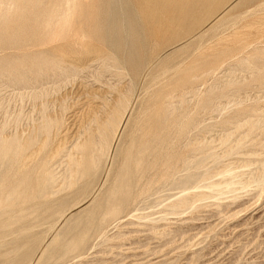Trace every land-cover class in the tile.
<instances>
[{"label": "rangeland", "instance_id": "1", "mask_svg": "<svg viewBox=\"0 0 264 264\" xmlns=\"http://www.w3.org/2000/svg\"><path fill=\"white\" fill-rule=\"evenodd\" d=\"M23 1L21 14L4 12V23L0 21L4 43L0 46V141L29 138L54 124L46 138L47 149L28 169L34 170L52 154L47 167L54 178L48 186L53 196L48 202L68 198L69 204L62 218L26 224L23 235L15 232L18 227L0 231V264L28 251L19 264H264V0H252L226 12L219 23L202 26L205 31L200 27L154 50L151 46L161 42L160 35H148L135 0H115L117 12L124 11L129 19L138 14L137 31L127 39L134 26L128 20L119 34L96 30L102 17L99 0H76L75 10L69 12L73 21L69 14L64 20L63 14L71 9L70 5L62 13L65 0H26V5ZM50 19L55 24L47 27V34L45 22L51 24ZM124 39L140 50L132 67L114 46ZM78 53L82 60L77 62ZM125 95L130 97L129 106ZM118 99L128 107L126 126L98 156L94 176L69 186L75 170L71 161L80 157L85 130L95 127L92 119L105 120ZM73 134L83 137L77 141ZM140 148L145 152L139 156V167L131 171L125 204L111 205L110 215L98 218L81 247L66 254L58 249L109 193L125 157L131 154L135 159ZM7 166L0 167V183L13 174H8ZM78 190H82L79 195ZM35 237L38 244L24 248ZM13 241L16 245L10 246Z\"/></svg>", "mask_w": 264, "mask_h": 264}, {"label": "bare ground", "instance_id": "2", "mask_svg": "<svg viewBox=\"0 0 264 264\" xmlns=\"http://www.w3.org/2000/svg\"><path fill=\"white\" fill-rule=\"evenodd\" d=\"M21 1L22 0H0V21L5 18L4 17V12L5 15L8 12V14L12 11H18L19 9H21L23 6H21ZM26 1V0H25ZM23 1V3L25 2ZM60 1V0H59ZM63 1V0H61ZM120 1V0H119ZM118 1V2H119ZM127 1V0H126ZM252 0H135L134 3L138 6V8L141 11V14L144 17V22L146 24V26L148 27L149 30V36L152 38H156L157 36L160 35V39L161 42H155L154 46H151V50L156 49L157 47L164 45L166 43L171 42L172 40H176L181 36L184 35H189L193 32H195L197 29H199L200 27L203 28L202 26L204 25H213V23H216L220 21L221 17L228 11L231 10H235L238 7H242V5H245L249 2H251ZM33 2V1H32ZM32 2L29 1L30 4H32ZM74 2H76V0H65V5H67V7H65L64 11L62 13H64L67 9L70 8L71 5V11L67 10V14H63L64 18L65 16H67L69 14V12H72L75 10L72 5L74 4ZM27 1L25 2L26 5ZM34 3V2H33ZM38 3V1L36 2ZM56 3V2H55ZM60 3V2H59ZM78 3V2H77ZM99 5H100V9L101 12L100 14H102L101 18L97 21L96 24V30L99 31H103L106 30V32L109 34V36H111L112 32H117V34H119V32L121 30L124 29V25L123 23H131V25H134L131 27L130 29V33L129 37L127 38H131V36H133L134 33H136V19H137V15L136 13H134V18L133 19H129L128 16H126V13L124 11H120L117 12L114 9L115 6V0H99ZM117 3V2H116ZM120 3V2H119ZM133 3V5H134ZM40 4V3H38ZM53 4V2L51 3ZM62 4V3H61ZM61 4H59V8L62 7L61 9L63 10V6H61ZM63 4V5H64ZM80 4V3H79ZM24 5V6H25ZM64 5V6H65ZM55 6V5H54ZM81 6V5H80ZM120 6V5H119ZM118 6V7H119ZM136 6V7H137ZM263 6V4H262ZM27 7V6H26ZM53 7V6H52ZM78 7V4H77ZM134 7V6H133ZM57 8V7H55ZM59 8H57L59 10ZM54 9V8H53ZM56 9V10H57ZM74 9V10H72ZM99 9V8H98ZM22 10V9H21ZM25 10V7H24ZM23 10V11H24ZM115 10V11H114ZM47 11V10H46ZM55 11V10H54ZM134 11L135 8H134ZM139 11V10H138ZM20 12V11H18ZM28 12V11H27ZM45 12V11H44ZM49 12V11H48ZM77 12V11H75ZM234 12V11H233ZM250 12V11H249ZM10 13V14H11ZM42 13V12H41ZM53 13V12H51ZM56 13V11H55ZM78 13V12H77ZM139 13V12H138ZM21 14V12H20ZM44 14V13H43ZM42 14V15H43ZM58 14V12L56 13ZM140 14V13H139ZM3 15V18H2ZM12 15V14H11ZM62 15V16H63ZM70 15V16H69ZM68 16L71 17V20L73 18V15L71 16V14H69ZM76 15V13H75ZM213 16L211 17V19L208 21H206V19L208 18V16ZM7 16V15H6ZM10 16V15H9ZM47 16V14H46ZM54 16V15H53ZM67 16V17H68ZM140 16V15H139ZM225 16V15H224ZM14 17V16H13ZM40 17H42L40 15ZM67 17L64 19L62 17V20H67ZM68 17V18H69ZM75 17V16H74ZM12 18V17H11ZM49 18V17H47ZM46 18V19H47ZM55 18V17H54ZM17 19V18H16ZM42 21H45L44 18H41ZM52 19V17H51ZM50 19V21H51ZM5 20V19H4ZM13 20V19H12ZM40 20V19H38ZM37 20V21H38ZM53 20V19H52ZM55 20V19H54ZM225 20V19H224ZM73 21V20H72ZM3 22V21H1ZM14 22V21H13ZM62 22V21H61ZM60 22V24H61ZM68 22V21H67ZM66 24L71 25L69 22ZM71 22V21H70ZM4 23V22H3ZM42 23V22H41ZM48 23L47 26L45 24V29L47 30V34H48V29L47 27H49L50 25H52V21L51 24L50 22H45ZM57 23V20H56ZM65 23V22H63ZM55 24V21L54 23ZM179 25L176 26L175 30H173L174 25ZM59 26V23L56 24ZM55 25V26H56ZM65 27V24H63ZM254 25V24H253ZM251 25V26H253ZM207 26V27H208ZM249 26V28L251 27ZM67 27V26H66ZM72 27V26H71ZM209 30L210 29H207ZM214 28L216 27L213 26ZM212 27V28H213ZM248 27V26H247ZM50 28V27H49ZM55 28H58L57 26ZM51 29V28H50ZM49 29V30H50ZM59 29V28H58ZM62 29V28H61ZM64 29V28H63ZM71 29V28H70ZM45 30V31H46ZM203 31L204 28L202 29ZM212 30V29H211ZM58 31V30H57ZM42 32V31H41ZM61 32V31H60ZM104 32V31H103ZM51 33V32H50ZM49 36H52L50 35ZM63 34V33H62ZM70 34V33H69ZM44 35V34H43ZM68 35V34H67ZM135 35V34H134ZM64 36V35H63ZM115 36V35H114ZM56 37V36H55ZM69 37V36H68ZM124 37V38H125ZM44 38V36H43ZM50 38V37H49ZM54 38V37H53ZM57 38V37H56ZM75 38V36H74ZM78 38V37H77ZM159 38V37H158ZM52 39V38H50ZM55 39V38H54ZM52 39L50 40V42H55V40ZM65 39V38H64ZM73 38H71L72 40ZM44 40V39H43ZM58 40V38L56 39V41ZM65 41V40H64ZM125 41V39H124ZM0 42V46H1ZM66 43V42H65ZM64 43V44H65ZM68 43V42H67ZM70 43V42H69ZM72 43V42H71ZM76 43V42H75ZM73 43V44H75ZM82 43V42H81ZM107 43V42H106ZM112 43V42H110ZM116 46V48L119 50L120 54H122L124 56L125 62H127L131 67L134 66L136 58L139 56V52L140 50L137 48V45L134 42H114ZM137 43V42H136ZM4 45V43H2ZM6 44V43H5ZM78 44V41L77 43ZM83 44V43H82ZM113 44V43H112ZM2 45V46H3ZM69 45V44H68ZM87 47L86 50L89 51V48L87 46V44H85ZM140 45V44H139ZM62 46V45H61ZM60 46V48H61ZM65 46V45H64ZM64 46L62 48H64ZM76 46V45H75ZM75 46L73 45L74 49H78L75 48ZM79 46V45H78ZM81 46V44H80ZM82 46V49H80L81 51L84 49ZM69 47L72 48V45ZM113 47V46H112ZM4 48V47H3ZM81 48V47H80ZM68 49V48H67ZM66 49V50H67ZM92 49V48H91ZM97 49V48H96ZM65 50V52H66ZM78 52H81V51ZM86 50H85V55H86ZM94 50V49H93ZM96 51V50H95ZM99 51V50H98ZM143 51V50H141ZM61 52L63 53V58H64V51L61 50ZM71 52V51H70ZM92 52V51H91ZM69 53V52H68ZM84 53V52H83ZM101 53V52H100ZM67 54V52L65 53ZM90 53H87V56ZM61 55V54H59ZM80 55L75 54L74 56H78ZM83 55V57L85 56ZM141 57H143V54L141 53ZM69 56V54L67 55ZM73 56V57H74ZM82 56V54L80 55ZM78 56V57H80ZM100 56V55H98ZM66 57V56H65ZM72 57V55L70 56ZM76 57V61L78 62V58ZM61 58V57H60ZM82 58V57H81ZM123 58V57H122ZM70 59V58H69ZM144 59V58H142ZM63 60V59H62ZM82 60V59H80ZM79 60V61H80ZM98 60V59H97ZM123 60V59H122ZM75 61V60H74ZM124 61V60H123ZM134 62V63H132ZM124 63V62H123ZM155 63V62H154ZM133 64V65H132ZM140 64V63H139ZM137 66V65H136ZM138 68V67H137ZM132 69V68H131ZM130 69V70H131ZM136 70V69H135ZM138 70V69H137ZM132 72V71H131ZM134 72V76H135V72ZM3 74V73H2ZM4 75V74H3ZM137 75V74H136ZM1 76V75H0ZM7 76V75H6ZM9 76V75H8ZM187 77V76H185ZM14 81V80H13ZM22 81V80H21ZM185 82V81H184ZM19 83V82H18ZM41 83V82H40ZM181 83V82H180ZM185 84V83H184ZM185 88V87H184ZM120 91V90H119ZM123 92H127L125 90H122ZM115 92V90H114ZM181 92V90H180ZM184 92V90H183ZM182 92V93H183ZM75 93V92H74ZM94 93V92H93ZM92 93V94H93ZM118 93V90L116 91V94ZM97 94V93H94ZM93 94V95H94ZM103 94V93H102ZM100 94V96L102 95ZM114 94V93H113ZM124 94V93H123ZM183 95V94H182ZM91 96V95H90ZM95 96V95H94ZM97 96V95H96ZM95 96V98H97ZM103 96V95H102ZM109 96V95H108ZM116 96V95H115ZM114 96V97H115ZM105 97V96H104ZM103 97V98H104ZM117 97H120V94H117ZM126 95L124 96V100H126L127 105L129 103V100L127 101V99H125ZM36 98V97H35ZM92 98V97H91ZM102 98V99H103ZM100 99V98H99ZM114 100V99H113ZM113 100L111 101L113 103ZM94 101V100H93ZM104 101V100H103ZM108 101V100H106ZM118 101V104L116 103ZM109 102V101H108ZM81 103V102H80ZM100 103V102H99ZM104 103V102H103ZM110 103V102H109ZM116 103V105H115ZM88 105V104H86ZM91 104H89L90 106ZM108 105V104H107ZM111 106V103L109 104ZM114 105L116 107H114L113 110H111V108H109L111 110L110 113H105L106 115V119L103 121L97 120V119H92L94 118L92 116V121L90 119L91 122H93L95 124V127L93 128H89L87 130H85V132L83 131L85 128L79 130V131H83L85 135L84 137V142L82 143L79 142L81 144V152H80V157L73 162V166L75 167V170L73 171V175H71L68 179H69V186H76L78 185V182H86V180H88L89 178H92L94 176V171L96 170V165L99 161L98 156L102 155V153L104 152V150L106 149V145H108V141H112L113 143V139H116L117 133L121 132L119 131L122 130L120 127H122L123 125V121H124V117L126 114V108L128 110V107L125 106V101L123 100H116L114 102ZM93 106V104H92ZM97 106V105H95ZM101 106V105H100ZM107 106V107H110ZM113 106V105H112ZM129 106V105H128ZM104 107V106H102ZM94 107L93 110H95ZM87 111L88 108L86 107ZM91 109V110H92ZM103 109V108H102ZM108 109V108H107ZM106 109V110H107ZM90 110V113H91ZM92 110V111H93ZM101 111V108L99 109ZM98 110V111H99ZM99 111V112H100ZM109 111V110H108ZM83 112V111H82ZM84 112H85V107H84ZM83 112V113H84ZM95 112V111H94ZM100 113H103L102 111ZM99 113V115H101ZM260 113V112H259ZM80 114H82L80 112ZM87 114H89L87 112ZM75 115V114H74ZM81 116V115H79ZM78 116V117H79ZM84 116V114H83ZM81 116V117H83ZM90 116V114H89ZM102 116H104V113L102 114ZM104 116V117H105ZM250 116V115H249ZM101 117V116H100ZM55 118V117H53ZM74 118V117H73ZM80 118V117H79ZM84 118V117H83ZM83 118L81 120H83ZM90 118V117H89ZM52 118H50L51 120ZM58 119V118H57ZM100 119V118H98ZM259 119V118H258ZM59 120V119H58ZM57 120V121H58ZM80 120V121H81ZM89 120V119H88ZM40 121V120H39ZM77 121V119H76ZM79 121V119H78ZM128 121V120H127ZM59 122V121H58ZM83 121H81L82 123ZM63 123V121H62ZM80 123V122H79ZM80 125H83L81 124ZM85 123V121H84ZM248 123V122H246ZM44 123L42 122V125ZM88 124V122H87ZM92 124V123H91ZM188 124V123H187ZM253 124V123H252ZM54 124L51 125H46L44 127H41L39 129V131L37 132H32L33 134H35L34 136L31 137H27L22 139L21 135L18 136L21 139H14L12 142H7V141H0V167L4 166V165H8L10 169L8 171V174H13L9 177H6L1 181L0 183V231L4 233H6L7 231L9 232L10 229H12L13 227H18V230H16L15 232H17L19 235H23L25 234L26 231V224H31V222L36 221V220H49L54 218L55 216H58L59 218H62L63 213H64V209L67 206V204H69V199H63V200H58L56 202H48L50 196L53 194L49 191L48 186L51 184L52 180L54 178H52L51 173H50V168L48 169V161L53 157V155L51 154V158H42L39 162V164L34 168V170L28 169L30 163L34 160H36L37 158L41 157V155L43 154L46 146V138L47 135L50 131V129L52 128ZM90 125V124H89ZM185 125V124H184ZM183 125V126H184ZM39 126V125H38ZM56 126V124H55ZM59 126V125H58ZM62 126V125H61ZM60 126V127H61ZM78 126V125H77ZM124 127L126 126L123 125ZM59 127V130L61 132V128ZM123 127V128H124ZM39 128V127H38ZM57 128V127H56ZM81 128V127H80ZM184 128V127H183ZM37 129V128H36ZM79 129V128H78ZM53 130V128H52ZM58 130V129H57ZM56 130V131H57ZM36 131V130H34ZM77 131V130H76ZM64 132V130L62 131ZM30 133V132H29ZM55 133V132H54ZM80 133V132H79ZM32 134V135H33ZM40 134V138H38V135ZM57 135V134H56ZM68 135V134H66ZM65 135V137H66ZM77 136V139L82 138L83 136L79 137V135H75ZM13 136V135H12ZM11 136V137H12ZM53 136V135H52ZM58 136V135H57ZM73 136V137H74ZM17 137V136H16ZM13 137V138H16ZM4 138V137H3ZM6 139L8 138L5 137ZM54 138V137H53ZM51 138V139H53ZM64 138V137H63ZM67 138V137H66ZM69 138V137H68ZM75 138V137H74ZM160 138V137H159ZM164 138V137H163ZM1 139V138H0ZM59 139V137H58ZM70 139V138H69ZM76 139V140H77ZM114 139V140H115ZM162 139V138H161ZM73 140V139H70ZM54 141V140H53ZM66 141V140H65ZM77 141H80L77 140ZM52 142V141H51ZM60 142V141H59ZM62 142V141H61ZM60 142V143H61ZM64 142V141H63ZM69 142V141H68ZM76 142V141H74ZM73 142V143H74ZM77 143V142H76ZM157 143V142H156ZM57 144V143H56ZM65 144V143H64ZM53 145V143H52ZM60 145V144H59ZM66 146V145H65ZM73 146V145H72ZM161 146V145H160ZM50 147V146H49ZM55 148V147H54ZM65 148V147H64ZM109 148V147H108ZM47 149V148H46ZM59 149V148H58ZM57 149V150H58ZM67 149V148H66ZM65 150V149H64ZM131 150V149H130ZM138 150V149H137ZM136 150V151H137ZM153 150V149H152ZM51 151V150H50ZM62 151V148H61ZM106 151V150H105ZM160 151V150H159ZM54 152V151H52ZM73 152V150H72ZM107 152V151H106ZM144 149L138 150L135 159H132L131 154L127 155L125 157V160H123L124 162H122L121 167L119 168L118 174L116 179L114 180V184H112V188L110 191H107V195L106 197L94 204V208L92 209V211L88 212L85 216H83L82 219V228L78 229L76 231V233L72 236V238L70 239V241L68 243H64V244H59V248L62 247L63 250H65V254L66 251H74L76 249H78V247H81V245L83 243H85V240L87 239L91 229L93 228V226H95V224L98 222V218L102 217L105 219V217L109 216L111 213V205L114 206L115 203H121L124 205V201L129 197V188H130V179L132 177V169L133 168H137L139 167L138 165L140 164L139 162V156H141V153H144ZM61 153V152H60ZM46 154V153H45ZM49 154V153H48ZM54 155L56 154L55 152L53 153ZM59 154V153H58ZM63 154V152H62ZM69 154V153H68ZM67 154V156H68ZM157 154V153H156ZM155 154V155H156ZM158 155V154H157ZM71 156V155H70ZM134 158V157H133ZM75 159V156H74ZM158 160V159H157ZM56 161V160H55ZM156 161V160H155ZM70 162V161H69ZM154 162V161H152ZM157 162V161H156ZM155 164V163H154ZM34 165V164H33ZM72 165V164H71ZM70 165V166H71ZM7 166V167H8ZM261 166V164H260ZM119 167V165H118ZM32 168V167H31ZM261 168V167H260ZM6 170V171H7ZM51 170H53L51 168ZM229 171V170H228ZM11 172V173H9ZM54 172V171H53ZM56 172V171H55ZM133 172V171H132ZM261 172V171H260ZM135 173V172H134ZM236 173V172H235ZM72 174V173H71ZM96 174V172H95ZM109 174V173H108ZM107 174V175H108ZM4 174H2L3 177ZM139 175V174H138ZM229 175V174H227ZM62 176V175H61ZM64 176V173H63ZM57 178V177H55ZM62 178V177H61ZM64 178V177H63ZM67 178V177H66ZM233 178V177H232ZM259 178V177H258ZM133 179V177H132ZM63 180V179H62ZM61 180V183H62ZM257 180V179H256ZM133 181V180H132ZM232 181V180H229ZM258 181V180H257ZM54 182V181H53ZM57 181H55L54 183H56ZM67 182V181H66ZM139 182V181H138ZM243 182V181H242ZM53 183V184H54ZM60 183V184H61ZM224 183V182H223ZM228 183V182H227ZM235 183V181H234ZM238 183V182H237ZM240 183V181H239ZM225 184V183H224ZM248 184V183H247ZM263 184V182H262ZM55 185V184H54ZM227 185V184H226ZM244 185V184H243ZM246 185V184H245ZM257 185V184H256ZM61 185H59L60 187ZM67 186V185H66ZM81 186V185H80ZM111 186V185H110ZM217 186V185H216ZM225 186V185H224ZM255 186V185H254ZM52 186H50L51 188ZM259 187V186H258ZM261 187V186H260ZM57 188V187H56ZM55 188V189H56ZM197 188V187H196ZM52 189V188H51ZM54 189V190H55ZM71 189V188H70ZM225 189V188H224ZM62 190V189H61ZM67 190V189H66ZM132 192V191H131ZM58 194V192H55ZM54 193V195H56ZM78 195L79 193H82V190H78ZM134 194V193H133ZM186 194V193H184ZM225 194V193H224ZM77 195V194H76ZM75 195V196H76ZM132 195V193H131ZM198 195V194H197ZM195 195V196H197ZM200 195V194H199ZM97 196V195H96ZM103 196V195H102ZM133 196V195H132ZM92 197V196H91ZM104 197V196H103ZM198 197V196H197ZM255 197V196H254ZM185 198V197H184ZM92 199V198H91ZM196 199V198H195ZM74 200V199H73ZM183 201V200H182ZM181 201V202H182ZM186 201V199H185ZM189 201V200H187ZM191 202V199L189 201ZM117 203V204H118ZM189 203V204H190ZM121 204V205H122ZM181 204V203H180ZM191 205V204H190ZM83 206V205H82ZM116 206V205H115ZM119 206V204H118ZM117 206V207H118ZM123 207V206H121ZM119 209V208H118ZM121 210V209H120ZM119 211V210H118ZM70 213V212H68ZM118 213V212H117ZM66 215V214H64ZM114 215V214H113ZM62 216V217H60ZM67 216V215H66ZM111 217H113L111 215ZM109 218V217H108ZM107 219V218H106ZM57 221V220H55ZM54 221V222H55ZM60 221V219L58 220ZM79 222V221H78ZM81 222V221H80ZM35 223V222H34ZM102 223V222H100ZM99 223V224H100ZM54 224V223H53ZM57 224V223H56ZM52 225V224H51ZM78 225V224H77ZM97 225V224H96ZM52 227V226H50ZM37 228V226H36ZM53 228V227H52ZM55 228V227H54ZM31 230V229H30ZM51 230V229H50ZM54 230V229H53ZM32 231V230H31ZM2 234V233H1ZM11 234V233H10ZM60 236V235H59ZM14 237V236H13ZM31 237V236H30ZM18 238V237H17ZM34 238V236H33ZM31 238L28 242H26V246H24V248L26 247H31L35 246L36 244H38V239L35 237V239ZM58 238V237H57ZM14 239V238H13ZM0 240H2V235H0ZM40 241V238H39ZM57 241V239H54L52 242L55 243ZM25 242V241H24ZM22 243V242H21ZM15 242L13 241L11 244H9L10 246L14 245ZM16 245V244H15ZM51 245V244H50ZM11 251L16 252V249H13V247H11ZM27 253L23 254L22 256H18L16 258H14L13 260H5L2 261L1 264H19L20 263V258L22 257H27ZM63 253V252H62ZM15 254V253H14ZM12 255V254H11ZM2 257H6V255L2 256ZM3 259V258H2ZM6 259V258H5ZM23 260V259H22ZM21 260V261H22Z\"/></svg>", "mask_w": 264, "mask_h": 264}]
</instances>
